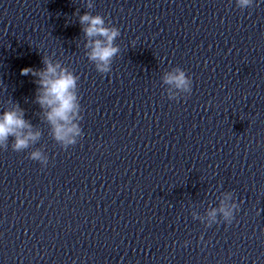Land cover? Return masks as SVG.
Listing matches in <instances>:
<instances>
[{"label": "clouds", "instance_id": "9594fccd", "mask_svg": "<svg viewBox=\"0 0 264 264\" xmlns=\"http://www.w3.org/2000/svg\"><path fill=\"white\" fill-rule=\"evenodd\" d=\"M239 8L245 9L253 5V0H236ZM81 24L87 23L88 27L84 29L85 34L88 37L99 36L104 38L103 40L97 39L93 42L92 51L90 53V59L97 62V70L101 73L109 71V64L111 58L118 51L116 47L112 46V41L119 34L116 28L104 27V20L101 16H91L85 14L80 18ZM46 70L39 73L41 79L39 84L43 89V94L38 97V102L43 107L47 105L51 111L48 113V120L54 125L55 138L66 143H74L69 138L70 133L78 132L77 126L72 125L66 127L65 124L70 120V113L76 108L75 96L71 91L75 86V78L71 73L61 71L57 75V67L45 61ZM32 72L33 75H37L31 68L21 69V75H28ZM166 82L175 83L178 89H187L190 81L186 78L185 73L181 70L175 75H168ZM61 121L65 123H60ZM30 125L23 119V114L17 111H7L3 117L0 118V145L6 147V142L9 136L15 137L13 144L14 151H21L28 147L29 141H34L37 138L36 134L28 132L26 135L21 130L29 128ZM31 159L40 160V152H33ZM224 212V216L231 215L229 211L221 209ZM214 216L215 213H212Z\"/></svg>", "mask_w": 264, "mask_h": 264}]
</instances>
